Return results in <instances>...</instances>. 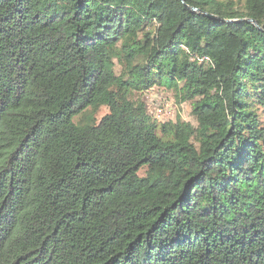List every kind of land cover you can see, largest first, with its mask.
I'll use <instances>...</instances> for the list:
<instances>
[{
    "label": "trees",
    "instance_id": "16d2710c",
    "mask_svg": "<svg viewBox=\"0 0 264 264\" xmlns=\"http://www.w3.org/2000/svg\"><path fill=\"white\" fill-rule=\"evenodd\" d=\"M263 110L264 0H0V264H264Z\"/></svg>",
    "mask_w": 264,
    "mask_h": 264
},
{
    "label": "rangeland",
    "instance_id": "374dc122",
    "mask_svg": "<svg viewBox=\"0 0 264 264\" xmlns=\"http://www.w3.org/2000/svg\"><path fill=\"white\" fill-rule=\"evenodd\" d=\"M236 1L243 2L244 0H236ZM133 97L136 99H140V100L145 101V103L147 105V109L153 118L158 117L156 112H155V109H154V106H155L154 102L158 101L160 99H164V100H168V101L172 102V104H174V106H175V107L174 106L170 107V110H172V111H170L169 115L171 116L172 119H177V116L179 115L183 120L192 122L193 124H197V122H196V120L192 114L191 103L185 102L182 105H179L176 102L174 93L170 90L164 89L161 86H154L153 88L146 90L143 93L136 92V93H134ZM88 110H91V108ZM107 112H108V108L106 106H102L98 111H96L95 113H93V112L92 113H93L94 118L99 120ZM262 114L264 115V110L262 111ZM158 118L161 120H165L166 118H168V116L164 115V116H160ZM77 119L78 120L81 119L80 115L77 117ZM263 120H264V118H263Z\"/></svg>",
    "mask_w": 264,
    "mask_h": 264
},
{
    "label": "built area",
    "instance_id": "2783aa9c",
    "mask_svg": "<svg viewBox=\"0 0 264 264\" xmlns=\"http://www.w3.org/2000/svg\"><path fill=\"white\" fill-rule=\"evenodd\" d=\"M154 105H155L154 106V109H155V112H156V114H157L158 117L167 115L168 118H171V116L169 115V113H170V111H172V110H170V107L171 106H174V104H172V102H170L168 100L160 99L158 101H155L154 102ZM168 118H166V119H168ZM159 120H161V119H159Z\"/></svg>",
    "mask_w": 264,
    "mask_h": 264
},
{
    "label": "water",
    "instance_id": "95a60500",
    "mask_svg": "<svg viewBox=\"0 0 264 264\" xmlns=\"http://www.w3.org/2000/svg\"><path fill=\"white\" fill-rule=\"evenodd\" d=\"M191 9L195 10L196 8L190 7ZM249 22H253L259 29H262L258 22L254 19H248Z\"/></svg>",
    "mask_w": 264,
    "mask_h": 264
}]
</instances>
